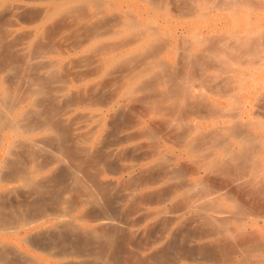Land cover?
<instances>
[{"label":"bare ground","instance_id":"obj_1","mask_svg":"<svg viewBox=\"0 0 264 264\" xmlns=\"http://www.w3.org/2000/svg\"><path fill=\"white\" fill-rule=\"evenodd\" d=\"M221 1L236 13L250 5ZM204 2L0 0V69L14 72V44L21 52L38 45L23 59L24 88L17 91V73L10 76L14 87L0 75V262L40 264L22 251L9 255L13 244L25 243L46 250L52 264H187L188 254L218 264H264V233L253 234L264 219V121L249 111L252 90L240 85L245 91L229 94L224 105L212 74L217 69L226 81L242 83L263 69L264 30L248 21L243 32L213 35L217 45L209 48L203 34L209 24L190 35L188 26L172 27L173 8L214 17ZM29 108L41 111L38 127L22 126ZM17 137L28 143L26 162L23 149L17 148L23 161L11 155ZM41 152L62 165L50 172L53 189L45 175L52 158L40 160ZM14 183L36 195L33 209L10 208ZM180 224L196 229L179 231ZM50 243L57 252L47 249Z\"/></svg>","mask_w":264,"mask_h":264},{"label":"rangeland","instance_id":"obj_2","mask_svg":"<svg viewBox=\"0 0 264 264\" xmlns=\"http://www.w3.org/2000/svg\"><path fill=\"white\" fill-rule=\"evenodd\" d=\"M206 1H208V4H206L207 2ZM211 1H215V3H216V5H217V7H218V4L220 5V1H218V2H216V0H211ZM210 0H205V2L204 3H202V5H201V7H205L206 8V6H207V11H209L210 13H213L215 16V18L214 17H212V18H208V20H200V19H196L195 17H190V15H189V13L188 12H190L189 11V6L186 4V7L187 8H180V9H174L173 8V10H176V11H173V10H171V12H172V15L169 17V19L168 20H170L171 22H172V24H173V26L172 27H175V29H181V27H183V26H188V31L186 32V34L188 35H190V34H192V30H196L198 27H200V26H203V25H205V23L206 24H209V26H211V27H209V29L208 30H203V34H205V37H207V40H206V44H208V47L210 48V47H213V46H215V45H217V43L215 42V41H218V38H216V37H218V36H223V34H228L230 31H233V30H238V31H241V32H243L246 28H247V22L248 21H250L251 23V25L253 26V27H255V28H253V29H258V30H260V31H262V30H264V9H260V10H258V8H260V7H262V8H264V2H260L259 4L257 3L258 1L257 0H252V1H250V0H241V2L243 3H245V2H248V5L250 4H252L251 5V7H250V5H249V7H246V6H244V5H242L241 7H240V9L237 11V13L236 12H233V10L230 8V11L231 12H229V11H227L228 9H229V7H225L224 8V6H219V8L220 9H224V11H219L218 9H216V8H214L213 9V5L215 6V4L213 3V2H211ZM264 1V0H263ZM191 2H193V1H191ZM213 3V4H211V6H210V4L209 3ZM222 2V1H221ZM238 2L239 3H241L239 0H238ZM255 4H254V3ZM141 3H143V4H145V1H142ZM203 4H206V5H203ZM261 4H262V6H261ZM247 5V6H248ZM254 5V6H253ZM260 5V6H259ZM168 6V8L169 9H171L172 8V6L171 5H167ZM258 6V7H257ZM182 7H183V5H182ZM210 7L212 8V9H210ZM222 7V8H221ZM245 7V8H244ZM253 7V8H252ZM204 8V9H205ZM257 8V9H256ZM186 9V10H185ZM255 9V10H254ZM252 10V11H251ZM181 12V14L184 16V15H186V16H184V18L181 16V15H177L179 12ZM206 11V10H205ZM163 14V12L162 11H159L158 12V18H161V16H164V14ZM220 14V15H219ZM239 15V16H238ZM176 16V17H175ZM178 16H181V17H179L178 18ZM214 18V19H213ZM220 20H219V19ZM256 18H258V19H256ZM262 18V19H261ZM230 19H232V20H230ZM215 20V21H214ZM228 20L230 21V22H228ZM189 21V22H188ZM207 21V22H206ZM225 21V22H224ZM232 21V22H231ZM234 21V22H233ZM176 22V23H175ZM181 22V23H180ZM184 22V23H183ZM188 22V23H187ZM214 22H215V24H214ZM221 25H219V24ZM224 23V24H223ZM192 24V25H191ZM216 24H218V25H216ZM176 25V26H175ZM195 26V27H194ZM262 29V30H261ZM254 30V31H255ZM262 33L264 34V31H262ZM261 32H260V35L262 34ZM255 34V33H254ZM261 35L262 36V38H261V36H259V41H263L264 42V35ZM213 35H215V36H213ZM213 36V37H212ZM217 40H216V39ZM220 38V37H219ZM208 39H210V40H208ZM205 42V41H204ZM211 42H213L214 44L213 45H211L212 43ZM262 42V43H263ZM211 43V44H210ZM259 43H261V42H259ZM35 44V43H34ZM33 44V47L34 48H32V45L30 46H28L27 44H25L26 45V48L25 49H22V52H21V49L19 48L20 46H18L17 48H19V49H15L16 48V46H15V44L11 47L12 48V50H10L9 52H10V54H9V52H8V54L9 55H11L12 53H13V49L15 50V51H17V52H15L14 51V53L13 54H15V56H12L13 58L15 57L16 59H17V62H18V60H20L19 62L21 63V65L19 64V62H18V64H17V62H16V66H15V64H14V61H12L13 62V65H14V72L15 73H17V74H15L14 72H13V69L11 70V71H5V69H6V67L3 69V66H1V68L2 69H0V71H2V72H0V75H3L5 78H6V80L8 81L9 79H11L13 82H11L10 80V82L12 83V85H13V83H14V81H17V78H19V80H18V82L20 81V83H21V86H19V84L20 83H18V88H17V91L20 89H22V88H24V85H25V78H24V76L23 75H25V73H27V72H24L23 73V70L25 71V69H23V67L24 68H26V65H25V62L23 61V59L26 61V58H28V56H30V54H31V56L35 53V50H38L37 49V44H35L34 45ZM249 44H251V43H249ZM248 44V45H249ZM248 45H247V47H248ZM263 45V47H264V43L262 44ZM262 45L261 44H259V48H258V50H259V55H261V54H263L262 53V51H263V47H262ZM205 46V48H203ZM207 46L205 45V43L202 45V48L203 49H208V48H206ZM245 48L244 50H243V52H244V54H243V56L246 54L247 56H249V51H250V48L252 47V44L251 45H249V48ZM261 47L263 48V49H261ZM246 49H248V51H246ZM262 51H261V50ZM27 50H33L34 52H29V55H27L28 54V52H26L25 53V51H27ZM18 51H20L21 53H23V55H21ZM261 51V52H260ZM18 53V54H17ZM238 53V52H237ZM261 53V54H260ZM27 56H25V55ZM229 55V54H228ZM257 55V54H256ZM17 56V57H16ZM22 56H24V57H22ZM238 56H240V57H238ZM253 56H255V55H252V57ZM236 57H238L239 59L237 60V62L240 60V58L242 57V55L240 54H238V55H236ZM251 57V56H250ZM250 57H248V58H250ZM257 57H259V56H257ZM261 57H263L264 58V55L263 56H261ZM13 58H11V60H14ZM245 58V57H244ZM256 58V57H255ZM241 59H243V58H241ZM246 60H248V62H251V60L249 61V59H247V57L245 58ZM256 59H259V58H256ZM22 60V61H21ZM245 60V61H246ZM243 62V61H240L241 62V64L243 65H240V66H242V67H246L247 68V61L246 62ZM252 61H255V60H252ZM1 62V61H0ZM24 62V63H23ZM236 62V63H237ZM2 63V62H1ZM244 63H246L245 65H244ZM4 63H2V65H3ZM22 64H24V66H22ZM238 64V63H237ZM1 65V64H0ZM17 66H20V67H18V69H19V71L17 70ZM214 66V65H213ZM216 66H218V65H216ZM216 66H214V68H218V67H216ZM16 67V68H15ZM241 67V68H242ZM244 67V68H245ZM22 68V70H20ZM244 68H243V70H244ZM245 68V69H246ZM19 72H17V71ZM247 71H248V69H246ZM21 71V72H20ZM216 71V72H215ZM215 71H213L212 72V74H215V78L217 79V82L218 83H220V85L218 84V83H216V81H214L213 82V84H215L216 86H217V89L218 90H220L219 92H218V90H216L217 91V93L220 95H218V97H221V96H223V98L221 97L220 99L223 101L222 103L224 104V105H228L229 103H230V100L233 98V97H238L240 94H241V92H243V91H245V90H252L253 92V94H252V97L249 99V111H250V113H251V115L254 117V118H256V119H258V120H262V121H264V95H263V93H264V68L263 69H261V70H259V71H253L251 74H249V76L248 75H246V76H244V78H243V82L242 83H240V82H238V81H233V80H231V81H226V77H227V75L226 74H224L225 72H222V71H220V69H219V73H221V74H218V72H217V69L215 70ZM251 71V70H250ZM5 72H6V74H5ZM8 72V73H7ZM9 72H11V73H9ZM21 73V75H22V73H23V75L21 76V78L19 77V74ZM259 73V74H258ZM17 75L18 77L17 78H14V79H16V80H14L12 77H10V76H14V77H16L15 75ZM217 74L218 75H222V76H219L218 78H217ZM9 76L10 78L8 79L6 76ZM226 75V76H225ZM262 75V76H261ZM239 77V74H236V77ZM254 76V77H253ZM258 76V77H257ZM22 77H23V79H22ZM253 77V78H252ZM258 78H260V79H258ZM219 80H220V82H219ZM223 80V81H222ZM9 82V83H10ZM224 82H228V83H234L235 84V86H233L232 84H229V85H227L228 83H225L224 85L225 86H222L223 85V83ZM263 82V83H262ZM8 83V85L10 86L11 85V83L9 84ZM22 83H23V85H22ZM251 83V84H250ZM242 84H245V85H242ZM16 85V84H15ZM230 85H232L231 87H233V88H231V87H229ZM241 85V86H240ZM250 85H251V87H250ZM257 85V86H256ZM216 86H215V89H216ZM220 86V87H219ZM223 88H222V87ZM246 87V89L244 90V89H242V88H240V87ZM13 87H14V85H13ZM16 87V86H15ZM21 87V88H20ZM231 88L232 90H229L228 92H227V88ZM235 87H239V88H237V89H235L234 90V88ZM258 87H259V89H258ZM262 87V88H261ZM11 88H12V86H11ZM220 88H222V91H221V89ZM224 89V90H223ZM256 89V90H255ZM258 89V90H257ZM235 91V93H231V91L232 92H234ZM254 90H255V92H254ZM261 92V93H259V92ZM230 92V93H229ZM257 92V93H256ZM225 93H227L228 95H227V97H229V98H227L226 97V94ZM229 94H231V96L232 95H236V96H232V98H230V96H229ZM260 94H261V96H260ZM254 95V96H253ZM226 102V103H225ZM257 105H258V107H257ZM27 106V104L26 103H23V109L22 110H24V108ZM30 109V108H29ZM29 109H25V110H27V111H29ZM257 109V110H256ZM31 110V109H30ZM259 111V112H256V111ZM26 111V112H27ZM31 111H33V110H31ZM27 112V113H25L24 112V114H26V118L24 117L23 118V112H22V115H20L21 117H20V120H22L21 121V123H23V125L22 126H24V128L25 127H29V125H31V123L33 122V124L36 126V127H38L39 126V119L37 118V117H40V114H39V116L37 115L38 114V112L40 111H33V113H35V112H37L36 113V115H34V114H31L32 112ZM253 112V113H252ZM29 113V114H28ZM39 113H41V111L39 112ZM257 114V113H259L260 115L259 116H256L255 114ZM28 114V115H27ZM31 114V115H30ZM255 115V116H254ZM258 115V114H257ZM262 115V116H261ZM29 116H33V117H31V118H34V116H35V119H37V120H35V122L33 121V120H31V118H29L28 119V117ZM26 120V121H25ZM28 120V121H27ZM30 121V122H29ZM25 124H26V126H25ZM29 124V125H28ZM37 124V125H36ZM257 134L258 133H260L259 131H257L256 132ZM43 134V133H42ZM35 136H39V134H35ZM18 138V137H17ZM23 141H24V143H25V146H27L26 148H24V147H22V145H23ZM18 144H20V145H18ZM28 143L27 142H25V140L22 138V140L20 139V138H18V140L17 139H15V147H14V152L15 153H13V154H11V155H13V157H19V161H23V162H26L27 161V159H28V157H27V153H26V151L28 150L27 148H28V145H27ZM41 145H42V143H40ZM17 145H18V147H17ZM40 145V146H41ZM21 148H20V147ZM24 146V145H23ZM40 146H36V150H37V147L40 149ZM20 149V150H22L23 149V153H22V151H20V150H18V149ZM17 149V150H16ZM24 149H25V151H24ZM39 149L37 150V152L39 151ZM16 151H18V152H16ZM24 155L23 157L24 158H22L21 156H22V154H20V152ZM45 150H43L42 152H44ZM42 152H41V155H39L38 156V158L40 159V160H43V158L44 159H46V161L45 162H47V160H48V158H52V159H50V162H48V164H50V169L47 171V173L45 174L46 175V179H47V181L49 180L50 181V187H52V189L54 188L53 186H55V184L53 185V182L54 181H52V179L55 177H52L53 175H50L51 173V171H53L52 173H58L59 171L58 170H61L62 168H58V167H61L62 165L60 164V163H58V162H54V156L53 157H51V156H48L49 154H47L46 156H48V158L46 157H44L43 156V154H42ZM17 153H18V156H17ZM26 153V154H25ZM45 153V152H44ZM20 154V155H19ZM46 154V153H45ZM26 155V156H25ZM9 157H10V155H9ZM23 160H22V159ZM21 159V160H20ZM10 160L12 161L13 159H12V157L10 158ZM15 160H18V158H16ZM60 164V166H58ZM58 167H57V166ZM54 169V170H53ZM55 169H58V170H56L57 172H55ZM49 173V174H48ZM55 174V175H56ZM51 177H52V179H51ZM52 181V182H51ZM55 183V182H54ZM53 186H52V185ZM17 185H18V187H17ZM19 185H21L22 186V188H20L19 187ZM23 188H26V190H22ZM13 195L12 194H10L11 195V198L12 199H10L9 198V196H8V199H7V201H8V203H10V202H13V203H10V206H12V207H10V208H15V207H13V206H18V205H16V204H19V206H18V208H16V209H19V211L21 210V211H24L25 209H28L29 207L30 208H32L33 209V207H34V202H32L33 204H31L30 203V200H31V198H34L35 197V199L37 198L36 197V195L34 196V195H32L33 193H31L32 191L29 189V188H27V187H25L24 185H22V184H19V183H14V187H13ZM14 190H15V192H14ZM28 190V191H27ZM25 191V192H24ZM11 193H12V191H10ZM24 192V193H23ZM26 192H28L27 194H25ZM31 193V195H30V193ZM22 194V195H21ZM47 196V195H46ZM25 199H28V200H25ZM262 199V198H261ZM10 201V202H9ZM18 201V203H16ZM29 201V202H28ZM33 201H35L34 199H33ZM47 202V203H46ZM46 202H45V204H46V206H49L50 204V200H46ZM49 202V203H48ZM28 203V204H27ZM32 205H30V204ZM12 204V205H11ZM14 204V205H13ZM21 207H23V208H25V209H23V208H21ZM29 208V209H30ZM261 219V220H260ZM258 224H257V226L256 227H254V229H253V234H258V233H264V219H262V218H258ZM184 224H180L179 225V227L181 226V228L180 229H177V230H179V231H184L185 229L186 230H195L196 229V226L194 225V226H189V225H186V227H188V228H183V227H185V225L183 226ZM197 228H199L198 227V225H197ZM178 231V232H179ZM179 234V233H178ZM252 234V233H251ZM254 236V235H253ZM55 241V240H54ZM53 241V242H54ZM57 241H55L54 242V244L56 243ZM7 246H11V248H12V243H7L6 244ZM14 245V247L15 248H12L11 250H9V248L8 247H6L5 245H3V246H5L6 247V249H5V247L3 248V246H2V248L4 249H2V252H4V253H6L8 250V253H10L9 255L11 256V255H13V254H18V252L17 251H22L23 253H27V255H29L30 257H33V258H35V259H37L38 261H39V263L40 264H52V263H54L53 262V258L51 257V256H49L48 254H47V251L46 250H44L45 252H41V250L43 251V249H41V247H39V249H36L35 247L33 248V247H31V246H29V245H25V243H16V244H13ZM36 246H38V245H36ZM47 246V249L49 250H52L53 252H57L58 251V248L56 247V245H54L53 246V243L51 244H49V246L50 247H53V249L52 248H50L48 245H46ZM49 247V248H48ZM57 249H55V248ZM7 248H8V250H7ZM41 249V250H40ZM55 249V250H54ZM236 248H234L233 250L234 251H231V252H233L234 254H235V251L237 250H235ZM6 250V251H5ZM16 250V251H15ZM32 250V251H31ZM12 253H11V252ZM13 251L15 252V253H13ZM31 252H32V254H31ZM8 253H6V254H8ZM36 253V254H35ZM176 256H178V255H176ZM190 257V258H189ZM196 257V258H195ZM192 258H195V259H193L192 260ZM187 259L188 260H186L187 261V264H218V262L220 263V260L221 259H219V261H218V259H216L215 261H213V260H206V259H203L200 255H191V256H189V254H188V257H187ZM202 259V260H201ZM2 260V259H1ZM7 260V259H6ZM6 260H4V261H6ZM206 260V261H205ZM4 261H2V262H0V264H6L8 261H6V263H3ZM190 261V262H189ZM200 262V263H199ZM203 262V263H202ZM212 262V263H211ZM8 264V263H7Z\"/></svg>","mask_w":264,"mask_h":264}]
</instances>
